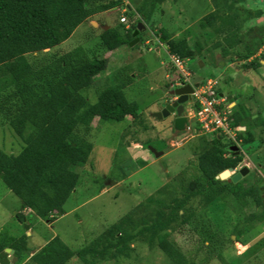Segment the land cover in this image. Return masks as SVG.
Listing matches in <instances>:
<instances>
[{"label": "trees", "instance_id": "obj_1", "mask_svg": "<svg viewBox=\"0 0 264 264\" xmlns=\"http://www.w3.org/2000/svg\"><path fill=\"white\" fill-rule=\"evenodd\" d=\"M162 1L147 0L148 14L143 10L145 4L135 12L127 6L124 15L130 18L129 24L119 21L123 25L121 30L104 27L99 35V48L109 54L128 45L137 25L145 26ZM246 1L222 0L200 19L199 27L206 39L218 36L212 48L218 50L221 58L242 61L241 68L252 71L261 65L260 59L253 56L264 46V25L247 29L249 36L258 32L254 36L258 45L254 48L243 36H232L248 20L260 17L259 9L250 11L242 6ZM123 6L122 0H0V127L8 126L22 142L16 155L0 150V179L20 200L21 211H29L49 223L65 213L63 205L79 181L73 167L88 162L92 151L90 136L99 123L128 118L134 121L141 113L135 103L126 100L123 87L118 85L97 91L94 103L83 94L94 77L106 69L107 54L99 58L94 53L89 56L82 47L67 52L53 49L82 23L93 31L90 21L95 14ZM156 37L162 39L168 55L181 61L194 59L202 51L197 42L189 44L187 38L176 39L162 30ZM261 57L264 59V53ZM171 69L177 70L174 66ZM177 74L173 84L183 80ZM216 90L220 94L218 86ZM225 102L235 103L227 111L239 150L254 144L257 139L254 131L262 123L261 113L254 117L235 97ZM224 107L225 104L221 109ZM239 127L244 130H236ZM196 131L201 136L199 151L194 154L198 174L188 180L181 178L171 200L148 198L145 206L140 204L135 210V215H125L75 251L58 237L33 252L28 251L25 236L7 237L0 232V264H8L6 248L14 251L18 264H121L129 259L138 262L141 258L135 251L143 247L148 251L159 250L171 264H193L171 236L183 234L191 223L194 228L202 226L204 221L200 218L205 216L201 213L215 201L226 203L223 208L229 205L233 214L237 213L230 233L245 244L252 230L264 225V177L244 186L218 179L224 170L237 168L243 157L229 151L234 143L221 134L205 140L197 124ZM16 218L22 222L23 214H16ZM229 237L226 240L232 243ZM202 238V243L207 242L210 248H216L220 242L218 234L208 230L203 231ZM263 250L264 236L256 242L254 253Z\"/></svg>", "mask_w": 264, "mask_h": 264}, {"label": "rangeland", "instance_id": "obj_2", "mask_svg": "<svg viewBox=\"0 0 264 264\" xmlns=\"http://www.w3.org/2000/svg\"><path fill=\"white\" fill-rule=\"evenodd\" d=\"M221 1L163 0L145 24V32L140 36L139 43L132 47L122 45L107 54L104 49L99 48V35L104 27L121 30L123 25L119 23L120 17H125L124 25H128L130 18L123 13L127 6L135 12L137 7L145 4L143 10L148 11L146 14L149 13L150 5L147 0H122L125 7H114L92 16L90 24H97L96 27L91 24L93 31L87 23H82L68 39L53 49L67 52L75 47H82L89 56L94 53L92 55L99 58L107 54L106 69L94 77L83 94L89 102L94 103L97 91L118 85L123 87L126 100L135 103L141 113L134 121L128 118L121 122L99 123L90 136L92 151L88 162L73 167L79 175V181L63 205L65 213L56 216L51 223L29 211H21L20 200L0 179L2 234L15 238L25 236L26 248L32 252L53 237H58L75 251L87 245L125 215H135V210L140 204L145 206L148 198L164 197L167 201L171 200L181 178L188 180L198 174L194 154L199 151L201 136L196 133V121L189 119L184 131L178 132L173 127L174 116H155L164 100L172 98L169 91L174 88L172 82L178 78L179 73L178 70L171 69L174 65L168 53L159 40L154 38L161 30L169 35L174 34L176 39L187 38L190 44L197 42L200 45L202 51H199V55L185 61L183 65L189 73L190 82L215 78L219 92L225 98L235 97L236 102H241L254 117L258 112L261 113L260 120L263 125L258 123L254 131L257 135L256 142L241 147L244 154L241 164H245L249 172L238 183L243 186L250 185L257 182L258 177H264V144L260 143L264 142V59L261 57L264 46L253 56L260 59L261 65L252 71L243 70L242 61L234 60L230 64L229 57H220L218 50L212 48L218 36L214 34L211 40L206 39L205 33L199 27V21L211 13L214 5ZM259 1L247 0L242 6L250 11L264 9ZM244 15L243 13L241 16L242 23L245 21ZM259 25H264L262 17L248 20L241 25L238 33L231 35L243 36V40L254 48L258 45V38H254L258 32H253L250 37L247 29ZM225 105L233 107L231 103L225 102ZM204 137L209 140L212 136ZM21 147L22 142L8 126L0 127L1 151L16 155ZM165 150L168 151L164 152ZM162 152V155L157 156ZM251 160L259 166L256 167ZM262 186L264 187V183ZM225 204L215 201L201 213L208 218L206 221L205 217L200 218L204 221L202 226L194 228L195 225L191 223L183 230V234H174L171 239L193 264H264V250L254 253L256 242L264 236V225L256 226L245 244L238 242L230 233L236 224L237 213L233 214L229 205L223 208ZM20 213L23 214L22 222L16 218V214ZM204 230L218 234L220 242L216 244V248L208 247L205 241L202 243ZM228 236L232 243L227 242ZM135 254L141 258L138 262L129 259L121 264H171L157 249L148 251L146 247L137 248Z\"/></svg>", "mask_w": 264, "mask_h": 264}, {"label": "built area", "instance_id": "obj_3", "mask_svg": "<svg viewBox=\"0 0 264 264\" xmlns=\"http://www.w3.org/2000/svg\"><path fill=\"white\" fill-rule=\"evenodd\" d=\"M124 4L126 5L125 1ZM125 9L123 10V13ZM120 23L125 24L126 18L121 17ZM171 63L182 75V82L189 83V73L183 66L185 61L179 60L177 57L169 55ZM181 81H177V86ZM218 81L215 78H207L203 83L198 84L197 88L193 89L190 98V109L187 112V119H194L199 127V134L214 135L221 134L227 140L232 141L234 145H238L235 131L230 128L227 111L229 106L221 109L225 104V98H220L217 94ZM239 130V128H236ZM239 168V167H238Z\"/></svg>", "mask_w": 264, "mask_h": 264}, {"label": "water", "instance_id": "obj_4", "mask_svg": "<svg viewBox=\"0 0 264 264\" xmlns=\"http://www.w3.org/2000/svg\"><path fill=\"white\" fill-rule=\"evenodd\" d=\"M261 6L264 8V1H259ZM264 16V14H263ZM94 27L97 26L96 23H91ZM145 31V26L142 23H139L137 25V28L132 33V41L129 42V46L132 47L136 45L139 42L138 35L140 32ZM162 41V39H161ZM198 84H191V83H185L180 82L177 86L172 88L169 91V95L171 97H174V100L172 102L166 103V101L161 105L160 111L156 113L157 118H166L170 116H174L175 119L173 121V127L178 132H183L185 129V125L187 124V115L185 114V104L190 101V96L193 92L194 88H197ZM220 98L223 97V94L218 95ZM240 130H244V127H239ZM168 150H165L164 152H167ZM229 151H231L235 155H240L241 157H244V154L239 150V148L235 145L229 147ZM162 153H159L157 156L162 155ZM249 172V169L246 166L241 167L237 171H233V169L224 170L221 172L217 178L220 180H227L233 183L238 182L241 178L245 177ZM27 229V227H26ZM234 238V237H232ZM5 253L8 254V264H15L17 261V255L14 253L12 249L6 248Z\"/></svg>", "mask_w": 264, "mask_h": 264}, {"label": "flooded vegetation", "instance_id": "obj_5", "mask_svg": "<svg viewBox=\"0 0 264 264\" xmlns=\"http://www.w3.org/2000/svg\"><path fill=\"white\" fill-rule=\"evenodd\" d=\"M257 10V9H256ZM260 11H261V14H260V17L259 18H257V19H260L261 17H262V19H264V16H263V14H264V9H262V8H260ZM191 84H195V83H192L191 82ZM169 99V98H168ZM166 99V100H164V101H166V103H169V102H172L173 100H174V97H172L171 99ZM190 107H191V105H190V101L189 102H187L186 104H185V113L187 114V112L189 111V109H190ZM235 146H237V145H235ZM241 151V150H240ZM234 170V169H233Z\"/></svg>", "mask_w": 264, "mask_h": 264}, {"label": "crops", "instance_id": "obj_6", "mask_svg": "<svg viewBox=\"0 0 264 264\" xmlns=\"http://www.w3.org/2000/svg\"><path fill=\"white\" fill-rule=\"evenodd\" d=\"M171 36H172L173 38H176V36H175L174 34L171 35ZM159 42L162 44V47L164 48V50L167 52L166 46L163 44V41L159 40ZM192 43H193V42H192ZM192 43H191V44H192ZM194 43H195V42H194ZM189 44H190V43H189ZM256 56H257V55H256ZM256 56H255V57H256ZM231 63H232V62H230V64H231ZM196 83H197V82H196ZM223 97H224V96H223ZM224 98H225V97H224ZM231 98H232V97H226L225 99H226V100H230ZM234 104H235V103H231V105H233V106H234ZM229 108H232V107L229 106Z\"/></svg>", "mask_w": 264, "mask_h": 264}, {"label": "clouds", "instance_id": "obj_7", "mask_svg": "<svg viewBox=\"0 0 264 264\" xmlns=\"http://www.w3.org/2000/svg\"><path fill=\"white\" fill-rule=\"evenodd\" d=\"M156 36H154V38H155ZM156 39H157V37H156ZM158 40V39H157ZM161 40V39H160ZM146 43H148L147 41H146ZM177 82V81H176ZM176 82L174 83V84H172L174 87H175V84H176ZM189 83H191L190 81H189ZM197 84H199V83H197ZM172 85H171V87L170 88H172ZM221 94V93H220ZM219 95V94H218ZM186 114V113H185ZM243 166H246L245 164H239V168L237 167V168H235L233 171H237L238 169H240L241 167H243Z\"/></svg>", "mask_w": 264, "mask_h": 264}]
</instances>
